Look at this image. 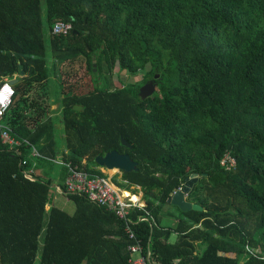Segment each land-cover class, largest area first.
Listing matches in <instances>:
<instances>
[{
	"label": "trees",
	"instance_id": "trees-1",
	"mask_svg": "<svg viewBox=\"0 0 264 264\" xmlns=\"http://www.w3.org/2000/svg\"><path fill=\"white\" fill-rule=\"evenodd\" d=\"M57 21L73 31L54 36ZM81 56L94 88L77 95L61 80L53 113L52 79ZM103 65L146 73L111 91ZM0 78L17 80L2 123L43 156H58L54 114L78 169L103 174L97 157L130 154L139 169L119 184L141 188L146 208L133 219L148 218L131 239L125 221L82 196H67L73 215L50 205L51 184L31 167L51 162L27 147L13 154L0 137V264H130L136 243L151 249L147 264H264V0H0ZM149 80L158 90L144 101ZM195 173L188 201L203 210L177 208L164 224L171 194Z\"/></svg>",
	"mask_w": 264,
	"mask_h": 264
},
{
	"label": "built area",
	"instance_id": "built-area-1",
	"mask_svg": "<svg viewBox=\"0 0 264 264\" xmlns=\"http://www.w3.org/2000/svg\"><path fill=\"white\" fill-rule=\"evenodd\" d=\"M73 31V25L71 23H66L64 21H57L53 25L52 33L54 36L68 35ZM5 85L11 88V96L9 97L10 103L6 107L0 106V137L4 145L7 146V150L13 154H20L21 147H27L31 150V157L46 159L47 161L59 164L65 170V177L62 186H56L55 191L59 195L65 194L78 195L86 198L88 202L96 205L110 213L115 214V216L125 221L128 228L127 231L131 239L135 238V233L132 227L140 222L148 220L144 216L137 215L136 219H133V214L136 210H144L146 208V201L143 195L139 196V193H135L134 190L138 188L131 187V189H126L119 183L123 182V178L120 180H115V177L109 175L106 167L99 166L98 170L102 171L103 174L98 172H89L85 170L78 169L74 166L70 160H66L64 156H60L59 160L56 158H47L43 156L38 148L26 138H21L11 129V127L2 123L3 118L10 109L12 105L13 98L15 96L14 86L10 84V80L6 78H0V90H2ZM229 165V168L235 165V160L231 156H226L222 165ZM27 164L26 160H21L19 165ZM24 177L29 178V180H34L32 176V171H23ZM178 190H182L180 187ZM143 193V192H142ZM137 196L139 198L137 199ZM50 205L47 209H50ZM131 259L130 264H147L152 263V251L150 248L144 253L143 248L140 243H136L129 248Z\"/></svg>",
	"mask_w": 264,
	"mask_h": 264
},
{
	"label": "rangeland",
	"instance_id": "rangeland-1",
	"mask_svg": "<svg viewBox=\"0 0 264 264\" xmlns=\"http://www.w3.org/2000/svg\"><path fill=\"white\" fill-rule=\"evenodd\" d=\"M87 65L88 63L86 58L84 56H81L75 62L65 63L60 66L59 68L60 77H56L55 79H52L51 82V89L49 94H50V99H52L53 103L59 101L61 98L62 82L66 85L67 90L70 89L78 90L77 95H85L88 94L89 92H92L94 88L93 76L90 74ZM145 73L146 72L144 71H139L138 73L132 75L124 72L120 73V71H118L117 69H114L113 71H109L107 70L106 66L103 65L102 77H99L101 83L100 87L107 88L108 90L112 91L114 89H119L123 86H127L130 84H134V85L140 84L144 80ZM58 108H59V104L55 103V106L52 109L53 111H55L53 113L58 112ZM53 117L61 120L60 114H54ZM59 120L58 123L56 121V126H55V140L57 143V152L59 155L56 158V160H59L61 158L60 155H62V153L67 148V143H66L67 136L65 135L63 124L62 123L59 124ZM31 170L34 171L37 175H39L41 180L45 182H50L51 184L50 205H54L62 209L63 211L67 212L68 214L73 215L76 211L75 203L71 201L65 194L59 195L55 191L56 186H62L63 184L64 181L63 167L53 162L42 163L41 165L39 164L37 165V162L34 161ZM111 170L112 169L109 170L105 169V171L109 175L118 178V180H120V178H123V173H124L123 171L117 169V171L111 172ZM200 180L201 177H199L198 182ZM197 183L195 185H197ZM136 188L138 187L136 186ZM138 193L139 196L143 195V193L140 191ZM161 217L163 219L164 224L173 226L176 221V217H179V211L177 207L171 204H167L161 213ZM177 240H178V236L176 234H173L171 241L175 242Z\"/></svg>",
	"mask_w": 264,
	"mask_h": 264
},
{
	"label": "water",
	"instance_id": "water-1",
	"mask_svg": "<svg viewBox=\"0 0 264 264\" xmlns=\"http://www.w3.org/2000/svg\"><path fill=\"white\" fill-rule=\"evenodd\" d=\"M93 72L96 71V64L93 61ZM17 83L16 79L10 80V84L15 86ZM158 90V85L156 84L155 80L152 83L146 84L140 89L141 98L145 101L149 98L155 96ZM73 110L77 113H82L83 107L82 106H75ZM123 144L129 148H132V145L123 140ZM96 163L102 167H106L107 169H114L117 168L124 173L132 172L134 170L139 169L138 162L135 161L130 154H121L117 151H112L105 156H99L96 158ZM199 174L195 173L192 174L183 187L182 190H177L176 192L171 194V197L168 199V203L177 207L182 212H190L192 210L195 211H202L203 207L199 204L192 203L188 201V196L192 191L194 185L199 180Z\"/></svg>",
	"mask_w": 264,
	"mask_h": 264
},
{
	"label": "clouds",
	"instance_id": "clouds-1",
	"mask_svg": "<svg viewBox=\"0 0 264 264\" xmlns=\"http://www.w3.org/2000/svg\"><path fill=\"white\" fill-rule=\"evenodd\" d=\"M11 96V88L7 85L0 90V106L6 107L10 103L9 97Z\"/></svg>",
	"mask_w": 264,
	"mask_h": 264
},
{
	"label": "crops",
	"instance_id": "crops-1",
	"mask_svg": "<svg viewBox=\"0 0 264 264\" xmlns=\"http://www.w3.org/2000/svg\"><path fill=\"white\" fill-rule=\"evenodd\" d=\"M52 109H53V108H52ZM17 135H18V134H17ZM20 137H21V136H20ZM21 138H23V137H21ZM68 153H69V152H68V150L66 149V150L62 153V155H60V156H65V155L67 156ZM64 154H65V155H64ZM58 156H59V155H58ZM58 156H57V157H58ZM57 157H56V158H57Z\"/></svg>",
	"mask_w": 264,
	"mask_h": 264
},
{
	"label": "flooded vegetation",
	"instance_id": "flooded-vegetation-1",
	"mask_svg": "<svg viewBox=\"0 0 264 264\" xmlns=\"http://www.w3.org/2000/svg\"><path fill=\"white\" fill-rule=\"evenodd\" d=\"M152 82H154V80H149V82H147L146 84H149V83H152ZM146 84H145V85H146ZM145 85H144V86H145Z\"/></svg>",
	"mask_w": 264,
	"mask_h": 264
},
{
	"label": "bare ground",
	"instance_id": "bare-ground-1",
	"mask_svg": "<svg viewBox=\"0 0 264 264\" xmlns=\"http://www.w3.org/2000/svg\"><path fill=\"white\" fill-rule=\"evenodd\" d=\"M114 169H116V168H114ZM138 199V198H137Z\"/></svg>",
	"mask_w": 264,
	"mask_h": 264
}]
</instances>
